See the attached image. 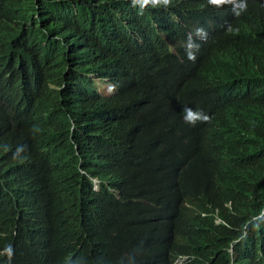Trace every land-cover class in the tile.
Listing matches in <instances>:
<instances>
[{
  "label": "clouds",
  "instance_id": "9594fccd",
  "mask_svg": "<svg viewBox=\"0 0 264 264\" xmlns=\"http://www.w3.org/2000/svg\"><path fill=\"white\" fill-rule=\"evenodd\" d=\"M61 1L21 0L16 9L27 19L37 20L31 6L38 9L42 3ZM91 3L94 20L105 26L104 42L89 40L90 45L79 51L72 65L58 61L48 66L36 53L27 68H18L14 83L0 77V220H12L9 228L0 227V264H79L72 242H50L45 237L40 246L31 247L32 230L26 231L19 212L24 203L30 212L36 205L51 208L40 183L49 186L52 172L71 166L69 145L79 147L83 154V165L77 166L83 175L100 168L110 156L104 133H109L114 115L99 122L97 108L109 107L114 94L123 98L128 91L141 92L144 106L159 118L177 121L200 133L229 123L241 108L238 73L230 75L216 58H208L205 48L214 24L230 18H235L240 27L246 25L244 32H254L251 37L264 36V0ZM189 141V137L175 134L158 144L159 150L170 154L168 168L177 183L189 163L183 151ZM128 151L130 157H138L135 162L140 166L142 158L147 161L143 142L130 140ZM120 155L123 153L118 148L116 156ZM147 167L148 162L137 168L140 184L145 183ZM90 180L96 190L99 181ZM14 187H19L15 194ZM112 193L120 196L116 189ZM180 193L174 189L168 202L174 203ZM129 202L152 205L139 198L123 201ZM258 206L259 213L245 215L224 227L228 235L221 246L226 264H264V206ZM180 207L190 215H202L192 197L181 194ZM91 230L92 225L86 232L88 241ZM160 233L161 228L154 227L151 235L157 239ZM99 235V229L94 228L92 240L97 241ZM171 237H178L174 229ZM18 248L21 252L16 251ZM126 257L128 251H123L108 257L104 264H122ZM139 257L149 264H164L159 257L146 256L152 261ZM196 261L207 264L196 254L179 256L172 264Z\"/></svg>",
  "mask_w": 264,
  "mask_h": 264
},
{
  "label": "trees",
  "instance_id": "16d2710c",
  "mask_svg": "<svg viewBox=\"0 0 264 264\" xmlns=\"http://www.w3.org/2000/svg\"><path fill=\"white\" fill-rule=\"evenodd\" d=\"M91 1L47 2L38 9L30 5L38 15L32 20L16 9L21 0H0V77L14 83L18 68H27L36 53L48 66L58 61L72 65L79 51L90 45L89 40L104 42L105 26L94 20ZM246 29L235 18L215 23L205 48L209 59L216 58L230 75L238 73L240 77L236 85L242 105L236 117L217 130L200 133L159 118L144 106L141 92L128 91L123 98L114 94L109 107L97 108L99 122L114 115L109 133H104L110 156L101 167L80 174L77 166L83 165V154L79 147L69 145L71 166L52 172L49 186L40 183L51 208L36 205L30 212L25 203L22 205L19 220L27 232L32 230L31 247L40 246L45 237L50 242H72L79 264H104L108 257L123 251H128V258L122 264H149L139 254L147 261L152 260L146 256L162 258L164 264L190 254L207 264L227 263L221 246L228 235L224 227L259 213L258 205L264 206V36L251 37L254 32L246 33ZM175 134L190 140L183 147L189 163L179 183L168 168L170 154L158 148ZM130 140L145 146L147 161L142 158V166L135 162L138 157L129 156ZM118 148L123 153L120 157L116 156ZM147 162L145 183L140 184L137 168ZM91 178L99 181L96 190ZM18 188H12V193ZM115 189L118 198L112 193ZM174 189L181 193L169 203ZM181 194L195 199L202 215L182 209ZM130 198L152 205L123 203ZM11 224L10 219L0 220L5 229ZM90 225L100 231L97 241L91 238L92 230L89 241L86 238ZM154 227L161 228L157 239L151 235ZM172 229L178 237H171Z\"/></svg>",
  "mask_w": 264,
  "mask_h": 264
},
{
  "label": "rangeland",
  "instance_id": "374dc122",
  "mask_svg": "<svg viewBox=\"0 0 264 264\" xmlns=\"http://www.w3.org/2000/svg\"><path fill=\"white\" fill-rule=\"evenodd\" d=\"M103 88H104V90H105V88H106V85H104V86L102 87V90H103Z\"/></svg>",
  "mask_w": 264,
  "mask_h": 264
}]
</instances>
